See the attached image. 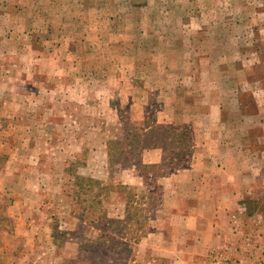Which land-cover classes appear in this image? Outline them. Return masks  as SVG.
<instances>
[{
    "label": "rangeland",
    "instance_id": "rangeland-1",
    "mask_svg": "<svg viewBox=\"0 0 264 264\" xmlns=\"http://www.w3.org/2000/svg\"><path fill=\"white\" fill-rule=\"evenodd\" d=\"M162 2L174 18L167 21L171 34L180 38L183 30L199 28V13H211L209 23L221 11L232 17L258 12L257 22H264V0ZM250 36L264 51L262 33ZM39 38L9 36L0 28V264H264V180L254 195L243 196L249 215L220 226L222 241L203 255L201 222L185 232L167 222L164 208L176 186L170 176L190 168L196 154L193 127L157 122L156 98L138 111L134 103L146 88L134 87L131 79L124 84L117 66L108 72L96 66L89 75L92 68L83 67L74 83L70 75L61 81L72 72L55 60L69 53L55 48L58 40H49L43 52L28 48H36ZM114 43L105 46L112 63L118 58ZM223 44L231 49L232 41ZM123 47L149 60L147 50L129 42ZM169 49L172 62L182 59ZM102 76L110 81L105 89ZM244 98L253 111L249 95ZM65 107L72 116L56 118Z\"/></svg>",
    "mask_w": 264,
    "mask_h": 264
},
{
    "label": "crops",
    "instance_id": "crops-1",
    "mask_svg": "<svg viewBox=\"0 0 264 264\" xmlns=\"http://www.w3.org/2000/svg\"><path fill=\"white\" fill-rule=\"evenodd\" d=\"M111 4L114 13L110 12ZM102 7L106 12L100 10ZM166 9L162 0H0V28L9 36H26V40L31 34L33 38L39 36L36 48L27 46L33 50L39 47L41 52L49 40H58L55 48L69 54L63 52L55 62L61 70L69 66L72 72H65L60 80L64 75L67 81L70 75L74 83L73 77L78 78L83 67L92 68L89 75L96 66L101 65L107 72L109 67L117 66L124 84L131 79L134 87L146 88L145 93L139 92L143 100L134 103L138 111L144 112L156 98L161 104L157 122L193 127L196 154L190 168L170 176L171 186H176L167 192L164 208L167 222L185 232L196 229L201 222L200 232L205 237L202 235L200 245L205 255L213 243L222 241L220 226L249 215L243 196L254 195V187L264 180V56L258 59L264 51L255 47L258 39L250 36H264V22H257L258 12L241 11L238 17H232L221 11L215 17L211 15L209 23L205 20L211 13H199L196 34L192 27L183 30L180 38L171 34L167 21L174 18ZM115 23L120 28L114 27ZM244 23L251 28H241ZM197 32L201 35L198 43ZM223 40L232 41L231 49ZM112 42L118 51L114 63L108 59L105 47ZM127 42L147 50L149 60L122 49ZM169 45L176 49V55L182 54L177 63L172 62ZM67 56H71L69 62L63 59ZM258 67L260 75H256ZM102 78L105 89L110 81ZM246 94L252 100L253 111L248 110ZM68 112L66 107L57 114L51 110L56 118L72 116ZM138 115L146 118L143 113ZM170 195L175 203H171ZM208 232L211 236L205 235Z\"/></svg>",
    "mask_w": 264,
    "mask_h": 264
}]
</instances>
